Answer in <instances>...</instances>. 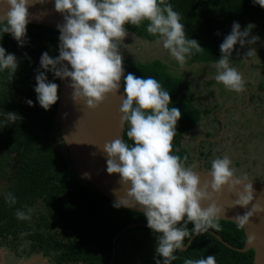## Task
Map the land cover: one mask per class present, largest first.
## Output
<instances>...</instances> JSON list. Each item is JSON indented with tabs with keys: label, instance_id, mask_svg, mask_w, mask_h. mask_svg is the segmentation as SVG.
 Listing matches in <instances>:
<instances>
[{
	"label": "trees",
	"instance_id": "1",
	"mask_svg": "<svg viewBox=\"0 0 264 264\" xmlns=\"http://www.w3.org/2000/svg\"><path fill=\"white\" fill-rule=\"evenodd\" d=\"M174 11L180 13L187 38L197 40L203 48L193 50L187 59L189 65L217 63L221 57L220 44L230 34L233 22L241 30L249 23L252 32L264 31V9L253 0H166ZM148 21L140 26L127 25V32L140 42L154 43L158 36L146 31ZM57 30L34 24L27 25V36L21 47L11 34L0 32V46L7 54H14L18 68L12 80L10 70L0 71V112H15L22 119L8 122L0 115V248L13 261H26L41 256L47 264H110L113 257L114 238L130 225L116 241L113 264H156L161 260L155 253L156 234L147 227L143 214L113 207V202L95 190L91 184L75 173L64 144L60 141L56 113L59 100L49 110H44L36 99L35 76L40 67V57L48 52L50 57L59 55ZM234 46L232 54L239 49ZM124 75L132 73L140 78L152 77L169 92V107L179 108L181 118L173 140V154L183 157L185 167H192L196 159L185 149L186 142L195 141L198 126L209 116V109L201 104L202 96L188 84L170 73L159 58L141 62L123 57ZM48 81L59 79L52 72H45ZM124 90V81L122 78ZM59 96V90H58ZM32 100L29 106L26 101ZM129 125L125 122L123 140ZM186 139H190L187 140ZM192 139V140H191ZM195 147V144H193ZM210 170V159L205 162ZM199 170V169H197ZM264 180V168H263ZM264 184V183H263ZM12 193L16 203L9 206L6 194ZM30 220H19L17 210L27 212ZM221 231L209 229L228 246L208 232L196 236L186 250H177L172 264H183L185 259L206 258L214 255L217 264H253L254 252H237L244 248L246 236L243 228L235 223L219 220ZM193 227L188 224L189 230ZM189 240L185 238V247Z\"/></svg>",
	"mask_w": 264,
	"mask_h": 264
},
{
	"label": "clouds",
	"instance_id": "2",
	"mask_svg": "<svg viewBox=\"0 0 264 264\" xmlns=\"http://www.w3.org/2000/svg\"><path fill=\"white\" fill-rule=\"evenodd\" d=\"M7 10L0 15V32L11 34L21 47L27 36L30 3L41 0H0ZM44 2V0H43ZM254 5L264 9V0H253ZM55 11L62 14L64 23L57 26L59 35V55L50 57L44 52L40 57V67L35 80L34 91L39 105L49 110L59 100V85L50 82L45 72H52L55 78L70 79L74 102L83 101L88 108H96L106 95L116 93L123 78L124 93L119 108L121 126L129 125L127 137L129 145L122 138L106 142L102 152L107 155L106 171L118 174L119 183L126 195L118 197L113 207L139 205L147 220V227L156 234L155 253L162 257V264H172L177 259L174 253L184 250L185 238L189 245L193 236H200L214 229L221 231L219 220L225 211L219 205V197L225 186L237 198L231 207L247 208L254 199L252 183L236 176L232 160L227 156L211 161L207 175L210 179L201 182L200 175L192 167H185L179 155L173 154V140L177 134V123L181 111L169 107L171 97L158 80L152 77L140 78L132 73L124 75L123 56L119 50L128 35L127 25L140 26L148 21L146 31L158 36L169 55L183 69L187 59L203 48L195 39L187 38L180 13L173 10L166 0H54ZM254 24L249 23L241 30L238 22H233L230 34L220 44L221 57L216 63L214 79L233 92L244 91L242 74L230 65L234 46L255 44L259 37L251 35ZM256 54L249 48L245 57ZM67 62V63H65ZM70 66V68H69ZM18 68L14 54H7L0 46V71L10 70L12 80ZM29 106L32 100L26 101ZM8 122L22 119L15 112H0ZM96 153H92L95 156ZM88 174L85 173V176ZM6 202L14 205L16 197L6 194ZM203 202H208L203 207ZM31 208L27 212L17 210L19 220H30ZM264 212V205L254 203L243 215H236L234 222L238 228H245L249 218ZM188 224H192L191 230ZM254 237H250L251 240ZM156 264H161L156 259ZM183 264H217L214 255L206 258L185 259Z\"/></svg>",
	"mask_w": 264,
	"mask_h": 264
},
{
	"label": "rangeland",
	"instance_id": "3",
	"mask_svg": "<svg viewBox=\"0 0 264 264\" xmlns=\"http://www.w3.org/2000/svg\"><path fill=\"white\" fill-rule=\"evenodd\" d=\"M257 36L255 44L239 47L230 57V65L235 67L245 81L244 91L233 92L222 83L215 81V64H185L181 69L161 43H143L127 35L119 50L123 57L150 62L159 58L170 69V73L184 80L190 89L202 96L201 104L209 109V116L198 126L195 141L188 142V152L196 159L193 170L205 162L227 155L236 169V176L250 181L264 183V31L257 30L248 37ZM249 48L256 54L245 57ZM192 140V139H191ZM195 144V147L194 145ZM4 185L0 184V194ZM6 264H18L6 253Z\"/></svg>",
	"mask_w": 264,
	"mask_h": 264
},
{
	"label": "water",
	"instance_id": "4",
	"mask_svg": "<svg viewBox=\"0 0 264 264\" xmlns=\"http://www.w3.org/2000/svg\"><path fill=\"white\" fill-rule=\"evenodd\" d=\"M42 3H30L29 23L46 28H51L58 31L57 26L64 23L62 14L55 11L54 0H41ZM7 10V5L0 2V15H3ZM59 32V31H58ZM67 63V62H65ZM70 68V66H69ZM59 103L56 113V122L58 123L60 139L68 156L72 161L73 168L77 176L88 182L92 187L109 198L113 203L118 197L126 195L125 188L119 183V175H109L107 168V155L102 152V147L106 142H110L116 138H122L125 130V123L121 126V114L119 108L123 98V85L120 82V87L116 93L106 95L104 101L96 108H88L83 101L74 102L72 99V89L69 87L70 79H59ZM92 153H96L95 156ZM202 167L197 172L201 177V182L210 179L207 175V170L202 161ZM85 173L88 175L85 176ZM245 183H252L254 189V199L247 208L236 206L231 207L233 201L237 198L228 192L227 186L224 187L222 194L219 197V205L225 209L220 220L234 222L236 215H243L250 210L252 204L261 203L264 205V184L250 181L246 178ZM114 190H118L117 196L114 195ZM203 207L208 206V202H203ZM126 210L141 213L139 205L135 208L122 207ZM130 225L122 230L113 241V257L110 264L115 260V245L117 239L128 229L134 227ZM246 243L244 248L236 249L237 252L246 253L253 250V264H264V212L254 214L249 218V223L243 228ZM209 234L215 236L220 242L228 246L219 236L212 231ZM196 236H193L192 240ZM250 237L254 239L250 242ZM191 240V242H192ZM188 245L184 248L187 249ZM6 252L0 248V264H6ZM18 264H47V260L41 256H34L26 261H21Z\"/></svg>",
	"mask_w": 264,
	"mask_h": 264
},
{
	"label": "crops",
	"instance_id": "5",
	"mask_svg": "<svg viewBox=\"0 0 264 264\" xmlns=\"http://www.w3.org/2000/svg\"><path fill=\"white\" fill-rule=\"evenodd\" d=\"M246 45V44H245Z\"/></svg>",
	"mask_w": 264,
	"mask_h": 264
}]
</instances>
